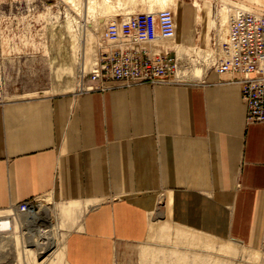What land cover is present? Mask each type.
Wrapping results in <instances>:
<instances>
[{"label":"crops","instance_id":"obj_1","mask_svg":"<svg viewBox=\"0 0 264 264\" xmlns=\"http://www.w3.org/2000/svg\"><path fill=\"white\" fill-rule=\"evenodd\" d=\"M194 3L203 16L212 5ZM189 13L184 7L177 16L180 37L187 18L184 42ZM198 14L199 35L210 39L214 20ZM200 73L166 84L3 97L0 212L45 195L67 202L62 214L82 212L61 239L49 219L30 226L68 264H114L158 220L264 251V123L246 121L236 75Z\"/></svg>","mask_w":264,"mask_h":264},{"label":"rangeland","instance_id":"obj_2","mask_svg":"<svg viewBox=\"0 0 264 264\" xmlns=\"http://www.w3.org/2000/svg\"><path fill=\"white\" fill-rule=\"evenodd\" d=\"M88 1L0 0V98L18 94L83 92L78 90L79 84L82 79L86 81L97 48L99 44H103L99 37L102 25L99 26L98 20L91 18L95 12V19L121 13L118 7L120 0H108L111 4L103 6H98L103 0H95L98 6L96 8H87ZM149 1L128 0L127 3L133 6L132 11H147ZM168 1L165 2L166 6L172 3L176 9L178 6L177 16L183 13L184 7L190 11V42L189 39L184 42L188 22L183 15L179 20L185 33L183 37L177 35L176 44H182L184 49L178 53L182 59L179 75L183 76L178 79L191 80L203 71L197 49L205 48L209 41V37L206 39L199 35L200 23L195 19V13H199L200 17L203 15L198 10L200 6L196 7L194 2L202 5V1L209 0ZM227 1L229 0H210V10L209 5H206L208 12L203 10L204 16L201 18L205 17L206 23H209V18H213L214 23L217 17L219 20L225 19V13L220 8ZM235 2L249 11L264 10V0ZM156 7L160 8L159 5ZM217 34V28L212 27L209 48ZM65 203L67 202L45 195L36 199L34 209L42 215L47 210L45 218L57 227L56 235L60 239L74 228L82 215V212L60 213L58 209ZM9 214H13L11 228L0 232V264H41L39 260H45V264H68L62 259L59 246H52L50 241H39L37 237H28V230L20 221L25 217L30 220L28 215L19 216L14 209H10L0 212V217ZM155 223L150 225V230L148 227L145 239L125 247L114 264H264L262 249L251 248L229 239L214 238L173 223L160 220ZM57 249L59 252L55 254Z\"/></svg>","mask_w":264,"mask_h":264},{"label":"built area","instance_id":"obj_3","mask_svg":"<svg viewBox=\"0 0 264 264\" xmlns=\"http://www.w3.org/2000/svg\"><path fill=\"white\" fill-rule=\"evenodd\" d=\"M225 12L227 39L222 41L217 34L209 61L202 59L203 65L219 74L236 75L246 105V121L264 123V10H245L232 1ZM176 30L175 11L170 7L109 16L99 35L103 44H99L95 63L78 90L174 82L178 79L176 51L161 45L155 51L154 47L163 40L174 39ZM36 199L21 201L12 209L28 214L34 211ZM12 215L0 217V228L2 222L12 225Z\"/></svg>","mask_w":264,"mask_h":264},{"label":"bare ground","instance_id":"obj_4","mask_svg":"<svg viewBox=\"0 0 264 264\" xmlns=\"http://www.w3.org/2000/svg\"><path fill=\"white\" fill-rule=\"evenodd\" d=\"M73 1V0H72ZM127 1L128 0H123V3L122 4H119L118 3V7H119V10L121 11V13H123V14H125V13H127V14H129L131 11H132V9H133V6L132 5H129L128 3H127ZM169 2L168 0H150L149 2H150V5H148V7H149V9L148 10H153L154 8H157L156 6H158L159 5V7L160 8H165V7H171L174 11H175V17H176V22H177V9H176V7H175V4H170L169 6H166V3L165 2ZM171 1V0H170ZM232 1L233 0H229V1H227V2H224L223 4H222V7L220 8L221 9V11H223L224 13H225V19H218V17H217V19H216V22H215V24H214V27H216L217 28V30H218V35H219V37H220V39L222 40V41H224V40H226L227 39V18H228V15L226 14V5L228 4V3H232ZM71 3V2H70ZM88 5H87V8H89V7H91V6H94L95 8L96 7H98L99 5H104V4H111V2L110 1H108V0H103V3H102V1H101V3H98V6H97V1H95V0H89L88 1ZM135 3V2H134ZM141 4V3H140ZM134 5V4H133ZM106 6V5H105ZM237 6H238V4H237ZM239 7V6H238ZM100 8V7H99ZM160 8H157V9H160ZM240 8H242V7H240ZM242 9H245V10H248L247 8H242ZM119 11V12H120ZM80 13V12H79ZM93 14V13H92ZM95 16L97 17V15H96V12H95V14L92 16V20H94V21H97L98 20V22H99V26L100 25H103V23H104V21L106 20V17L105 18H102V17H99V19H95ZM110 16H113V15H110ZM109 17V16H108ZM92 25V24H91ZM226 29V30H225ZM224 33V34H223ZM176 37H177V30H176V34H175V37H174V39H167V40H163V41H161L160 43H159V46L158 47H154V49H155V51H157V50H159L160 48V45L162 46L161 48H173L175 51H176V60H177V67H176V77L177 78H180V77H183V76H180L179 75V71L181 70V67H182V59H180V56L179 55H181V54H179L178 55V53H180V51H182V50H184L182 47H181V45L182 44H176ZM209 41H210V39H209ZM209 41H208V43H209ZM208 43L205 45V48L204 47H201V48H198L197 49V54L199 53L200 55V60H199V64H200V67H201V69H203V70H205V66L203 65V61H202V59L204 60V62H206V63H208V61H209V59H207L208 58V56L211 54V51H210V48L208 47ZM185 46V45H184ZM186 47V46H185ZM159 48V49H158ZM181 50H180V49ZM96 52V51H95ZM186 54V53H185ZM185 62L187 63V60H185ZM95 63V56H94V60L91 62V64H90V67H89V70L92 68V65ZM163 200V197L161 196L160 197V201H162ZM45 213H44V215H42L41 213H37L35 210L34 211H31L30 213H28V214H26V215H28L29 217H30V220L28 219V218H26L25 217V219L24 218H21V223H22V225H25L26 226V229L28 230V237L30 236L31 238H32V236L34 237V238H39V239H42V241L43 242H45V241H47V242H49L45 237V235H41L40 234V230L38 231H32L31 229V225H36L37 226V224L39 223V221L40 220H42V219H47V218H45L46 216H47V214H48V212H47V210H45L44 211ZM19 216H20V214H19ZM40 225H43L42 223L40 224ZM39 225V226H40ZM8 226H10V228H11V225L10 224H6L5 222L3 223H1V230L2 231H7V230H10V228H8ZM50 226V225H49ZM39 228V227H38ZM45 228V227H44ZM35 229V228H34ZM43 229V228H42ZM46 230V229H45ZM51 230H52V228H51ZM25 233H27V232H25ZM46 233V232H45ZM52 233V232H51ZM54 233V232H53ZM47 235V234H46ZM52 235V234H51ZM29 237V238H30ZM49 238V237H48ZM50 240V239H49ZM52 240V239H51ZM51 243V242H50Z\"/></svg>","mask_w":264,"mask_h":264}]
</instances>
